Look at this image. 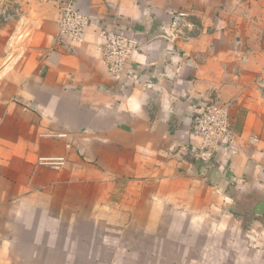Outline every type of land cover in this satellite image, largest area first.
Listing matches in <instances>:
<instances>
[{"label": "crops", "instance_id": "crops-1", "mask_svg": "<svg viewBox=\"0 0 264 264\" xmlns=\"http://www.w3.org/2000/svg\"><path fill=\"white\" fill-rule=\"evenodd\" d=\"M67 2L93 18L82 43L58 38ZM178 10L191 14L195 29L173 40L165 35ZM107 19L136 47L118 77L98 50V22ZM262 25L264 0H25L22 19L0 25V182L8 198L17 203L28 184L46 180L31 179L27 158L64 157L60 169L40 164L59 173L68 164L61 142L86 139L99 162L89 171L105 189L150 182L170 201L201 181L234 204L247 203L264 235V214L253 212L264 199V93L253 83L264 63ZM209 102L232 103L237 154L197 156L193 120ZM6 170L29 174L17 195L20 185Z\"/></svg>", "mask_w": 264, "mask_h": 264}, {"label": "rangeland", "instance_id": "rangeland-1", "mask_svg": "<svg viewBox=\"0 0 264 264\" xmlns=\"http://www.w3.org/2000/svg\"><path fill=\"white\" fill-rule=\"evenodd\" d=\"M253 78L255 86L264 80V63ZM87 149L86 139L61 142L68 164L59 173L42 170V156L27 158L31 179L46 180L28 184L17 203L0 182V264H264L263 226L247 203L234 204L201 181L170 201L150 182L105 189L89 171L99 162ZM6 171L20 185L17 195L29 174ZM54 231L58 249L51 251Z\"/></svg>", "mask_w": 264, "mask_h": 264}, {"label": "built area", "instance_id": "built-area-1", "mask_svg": "<svg viewBox=\"0 0 264 264\" xmlns=\"http://www.w3.org/2000/svg\"><path fill=\"white\" fill-rule=\"evenodd\" d=\"M25 0H0V21L3 23L22 19ZM59 40L64 43H82L93 18L72 2H67L61 8L58 19ZM100 42L98 50L110 74L118 77L126 73L127 66L136 50L131 34L114 27L111 20L98 22ZM195 24L189 12L175 11L166 30V35L175 40L189 38V32L194 31ZM264 89V80L258 82ZM193 130L200 137L197 156L210 160L218 150H225L231 155L237 154L239 147L236 132L231 122L230 105L209 102L196 113L193 120ZM256 141V138H252ZM65 163L64 157H41L40 164L53 169H60Z\"/></svg>", "mask_w": 264, "mask_h": 264}, {"label": "water", "instance_id": "water-1", "mask_svg": "<svg viewBox=\"0 0 264 264\" xmlns=\"http://www.w3.org/2000/svg\"><path fill=\"white\" fill-rule=\"evenodd\" d=\"M253 212L257 216L264 214V199H261L254 207Z\"/></svg>", "mask_w": 264, "mask_h": 264}]
</instances>
